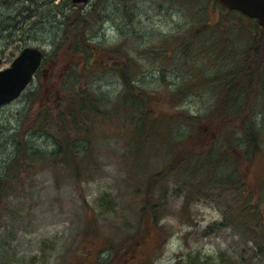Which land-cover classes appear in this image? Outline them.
<instances>
[{"label": "trees", "instance_id": "trees-1", "mask_svg": "<svg viewBox=\"0 0 264 264\" xmlns=\"http://www.w3.org/2000/svg\"><path fill=\"white\" fill-rule=\"evenodd\" d=\"M119 1L125 14L131 15L133 8L129 7L134 0ZM110 14L99 3L88 10L84 4L76 5L64 15L54 53H66V64L59 71L49 69L50 77L57 78L51 98L40 81L37 92L30 95L28 107L20 114L7 172L0 173V205L12 181L21 182L39 161L59 171L76 169L78 177L86 176L97 159V141L111 128V139L116 137L124 147L122 162L127 165L131 181H136L135 192L144 195L136 232L123 241L126 244L112 246V262L97 259L100 264H123L126 258H135L138 247L149 237L151 222L158 221L159 205L153 201L154 192L165 193L169 179L176 190L185 193L186 202L196 193L212 201L222 213L219 229L230 227L251 244L247 251L241 248L235 259L221 251L215 257H191L187 264H264V179L251 182L248 177L253 160L264 159V105L260 104L264 99V28L249 18L254 30L247 29L241 22L247 19L244 16L236 17L239 26L224 16L221 22L203 19L199 26L197 21H190L188 27L179 26V33L191 40L204 39L201 35L207 34L210 48L203 52L214 58L213 62L223 63V58H228L232 63L227 70L208 76L203 68H197L199 81L191 75L186 80L182 75L176 87L168 86L164 93L148 88L155 77L143 75V62L132 54L128 44L122 43L128 36L112 46L91 37L93 24L102 23ZM223 21L227 29L220 30ZM237 35L245 39L243 47L233 45L237 44ZM163 37L157 39L164 44L149 43L148 58L162 55L161 46L179 57L185 55L181 51L183 44L172 41L179 34ZM48 59L45 54L43 65ZM160 62L164 65L165 60ZM107 76L116 77L119 87L111 94L103 89ZM203 84L205 90L210 89L211 104L201 112L181 107L186 96L201 91ZM259 111L263 114L261 121L257 118ZM31 134L52 140L54 149H35L29 140ZM150 158L164 160L158 171H146Z\"/></svg>", "mask_w": 264, "mask_h": 264}, {"label": "rangeland", "instance_id": "rangeland-1", "mask_svg": "<svg viewBox=\"0 0 264 264\" xmlns=\"http://www.w3.org/2000/svg\"><path fill=\"white\" fill-rule=\"evenodd\" d=\"M93 3V6L103 3L111 14L110 18L105 15L102 23L93 24L91 37L112 46L124 35L128 36L122 43L128 44L132 54L143 62V75L148 79L155 77L149 89L166 93L168 86L176 87L182 75L186 80L191 75L194 81H199L200 77L195 75L197 68H203L208 76L227 70L232 63L228 58H223V63L213 62L214 58L203 52L210 48L207 34L201 35L204 39L191 40L179 33L178 27H188L190 21H197L199 26L203 19L221 22L223 16L240 25L236 13L225 14L223 8L212 6V0H134L129 16L119 0H89L84 4L85 10L93 7ZM75 6L71 0H0V70L10 66L25 46H39L49 56L41 68L43 75H35L23 94L0 106V173L7 172L20 114L28 107L30 95L40 81L45 83L47 97L51 98L50 91L54 90L57 78L50 77L49 69L59 71L67 61L66 53H54V46L64 15ZM251 21L247 18L241 22L252 31ZM220 25V30L227 29L225 21ZM164 34H179L172 41L183 44L181 51L185 55L179 57L161 46L162 55L148 58L149 43L164 44L160 40ZM237 37V44L233 45L243 47L245 39ZM160 59L165 60L164 65ZM115 78L107 76L103 81V89L110 94L119 89ZM201 88L187 95L180 106L201 112L211 104L210 89L205 90V84ZM260 104L264 105L263 98ZM262 117L259 111V121ZM111 133L109 128L97 141L94 152L97 159L86 176L78 177L76 169L59 171L39 161L21 182L12 181L10 192L0 205V264H100L98 260H114L112 246L131 238L138 228L144 194L135 192L136 181H131L127 165L122 162L124 147L121 148L116 137L111 139ZM29 140L37 150L54 149L52 140L46 137L31 134ZM148 162L147 172L158 171L164 164L161 158H150ZM248 177L251 182L264 179L262 157L253 160ZM165 187V193L154 192L153 201L157 200L159 205L158 221L151 222L149 237L138 247L134 259L144 257L139 259L141 264H187L191 257H215L221 251L235 259L241 248L250 249L251 244L230 227L219 229L222 213L212 201L196 193L186 202L185 193L176 190L171 179L165 182Z\"/></svg>", "mask_w": 264, "mask_h": 264}, {"label": "water", "instance_id": "water-1", "mask_svg": "<svg viewBox=\"0 0 264 264\" xmlns=\"http://www.w3.org/2000/svg\"><path fill=\"white\" fill-rule=\"evenodd\" d=\"M74 3L88 0H72ZM229 9H237L256 18L264 26V0H220ZM39 47L25 46L10 66L0 70V105L18 97L32 80L42 62Z\"/></svg>", "mask_w": 264, "mask_h": 264}, {"label": "flooded vegetation", "instance_id": "flooded-vegetation-1", "mask_svg": "<svg viewBox=\"0 0 264 264\" xmlns=\"http://www.w3.org/2000/svg\"><path fill=\"white\" fill-rule=\"evenodd\" d=\"M213 1V7L214 8H227V7H225L224 5H222L218 0H212ZM201 5V3H199L198 5H197V8H199V6ZM226 10V9H225ZM143 252V251H142ZM133 264H141V262H139L138 260L137 261H135Z\"/></svg>", "mask_w": 264, "mask_h": 264}]
</instances>
